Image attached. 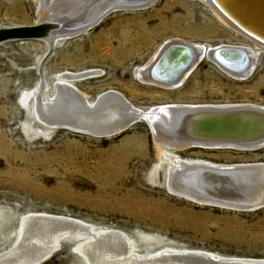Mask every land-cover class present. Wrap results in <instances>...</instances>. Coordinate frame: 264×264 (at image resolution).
<instances>
[{
    "label": "rangeland",
    "instance_id": "374dc122",
    "mask_svg": "<svg viewBox=\"0 0 264 264\" xmlns=\"http://www.w3.org/2000/svg\"><path fill=\"white\" fill-rule=\"evenodd\" d=\"M37 9L36 0H0V29L33 26ZM175 40L247 48L254 54L253 72L236 80L204 57L174 90L139 82L136 70ZM56 44L52 51L35 40L0 45V210L9 219L0 230V253L12 247L19 217L45 213L119 230L136 240V233L160 237L159 245L137 249L145 253L170 247L264 259V205L246 211L198 206L167 192L166 164L159 161L145 121L111 137L63 127L48 131L19 103L21 94L42 79L51 94L59 74L94 70L99 77L76 83L90 102L115 91L142 110L165 104L264 107V47L224 26L204 0H158L145 9L114 11L87 32ZM170 152L215 164L264 165V148ZM72 245L61 241L41 264H82Z\"/></svg>",
    "mask_w": 264,
    "mask_h": 264
},
{
    "label": "bare ground",
    "instance_id": "6f19581e",
    "mask_svg": "<svg viewBox=\"0 0 264 264\" xmlns=\"http://www.w3.org/2000/svg\"><path fill=\"white\" fill-rule=\"evenodd\" d=\"M36 1L38 20L29 26L36 29L29 32L31 37L17 40L41 41L52 51L57 42L101 23L105 19L103 14L115 4L114 8L134 11L153 6L158 0ZM204 1L224 26L264 47V0ZM11 41L15 40L2 41L0 45ZM154 56L145 67L136 70L135 77L143 84L168 90L179 88L184 77L204 57L236 80L248 78L254 68V54L250 50L225 45L210 48L175 40L165 43ZM100 74L94 70L59 74L51 94L42 79L33 89L21 94L20 106L45 124L48 131L63 127L99 137L114 136L133 122L143 120L152 130L159 161L166 164L167 192L198 206L217 205L246 211L264 205L261 163L215 164L180 158L170 152L194 147L238 151L264 148L260 147L264 145V107L165 104L142 110L115 91L104 92L90 102L76 83ZM4 220L9 219L0 210V230ZM13 235L12 247L0 253V264H41L60 247L61 241L73 244L82 264H264V259L228 258L203 250L168 247L145 253L137 249L159 245L163 242L161 238L136 233V240L119 230L45 213L19 217Z\"/></svg>",
    "mask_w": 264,
    "mask_h": 264
},
{
    "label": "water",
    "instance_id": "95a60500",
    "mask_svg": "<svg viewBox=\"0 0 264 264\" xmlns=\"http://www.w3.org/2000/svg\"><path fill=\"white\" fill-rule=\"evenodd\" d=\"M157 1V0H156ZM121 4H125V3H121ZM120 4V5H121ZM116 5V4H115ZM115 5H113V6H111L110 8H108L107 10H106V12L103 14V16L106 18L109 14H111L112 12H114V11H122V9L121 8H118V7H116V8H114L115 7ZM103 17V18H104ZM235 19V18H234ZM102 20V19H101ZM237 21V20H236ZM238 22V21H237ZM98 24V23H97ZM96 24V25H97ZM238 24H240L239 22H238ZM95 25V26H96ZM95 26H93V27H95ZM93 27H91V28H93ZM36 28L35 27H33V28H31V27H29V28H25V27H18V28H8V29H0V42H2V41H10V40H17V39H22V38H29V37H31L30 36V31H32V30H35ZM89 30H90V28H89ZM41 32H43L42 30H39V33H41ZM252 34V33H251ZM253 35V34H252ZM34 36V35H33ZM175 50H178V49H175ZM168 68V70H169V67H166V69ZM219 111V110H218ZM227 111V110H226ZM230 111V110H229ZM229 113H231V112H229ZM236 113H239V112H236ZM260 147H264V145H260ZM259 147V148H260ZM75 254V253H74ZM46 258H48V257H46ZM45 258V259H46Z\"/></svg>",
    "mask_w": 264,
    "mask_h": 264
}]
</instances>
